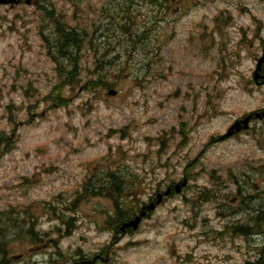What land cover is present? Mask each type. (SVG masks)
<instances>
[{"label":"rangeland","instance_id":"rangeland-1","mask_svg":"<svg viewBox=\"0 0 264 264\" xmlns=\"http://www.w3.org/2000/svg\"><path fill=\"white\" fill-rule=\"evenodd\" d=\"M24 1L0 7V133L14 141L0 159V218L19 223L7 260L264 264V234L230 229L264 211V121L220 139L264 109V88L252 83L264 0ZM56 18L82 36L71 63L51 47ZM110 171L127 185L126 205L184 172L190 181L112 244L110 201H77L84 182ZM235 195H246L245 212ZM29 223L41 242L19 234Z\"/></svg>","mask_w":264,"mask_h":264},{"label":"trees","instance_id":"trees-1","mask_svg":"<svg viewBox=\"0 0 264 264\" xmlns=\"http://www.w3.org/2000/svg\"><path fill=\"white\" fill-rule=\"evenodd\" d=\"M51 14V13H50ZM55 40L51 43V47L57 48L58 52H60L61 56L65 58L67 61H71L75 59L76 52L79 53L81 51V45H82V36L81 34L71 28H64L61 21L56 18L55 26ZM58 57H54L55 60ZM74 67L72 64L70 65ZM73 72H76V69L69 73L68 76L65 77V81L62 83L64 84L66 81L69 83V80L73 79L75 75H73ZM101 83H97L99 86H105L108 85L104 81H100ZM62 84L56 86L51 95L49 96L50 99H52V102L55 103L57 99H59V92L61 91ZM110 86V85H109ZM108 86V87H109ZM58 92V93H56ZM14 149V141L8 136H6L4 133H0V159L11 152ZM99 184H86L83 187V194L84 195H101V196H107L114 202L115 211L112 215H109V224L112 229H116L119 225H121L122 222L127 221L131 218L132 214H134V207L131 206V209L124 208L123 200H122V193H123V181L122 179L117 176L114 173L106 174L104 177L98 180ZM79 199H77L78 201ZM74 206V205H73ZM73 211L74 207L68 209ZM6 217V222H3L0 218V264H11L10 261L6 258V252H7V244L9 243L8 235L9 233L14 232L16 235L18 233L15 232L16 228H19V223H17V219L6 214H3ZM259 216V215H258ZM260 218L257 220L255 227L251 228L250 225L245 224L242 227L241 233L245 236H248L252 233L259 232V230H262L264 232V216H259ZM12 220V221H11ZM73 218H67L63 219V224L66 225V228L69 230L73 227ZM36 227L33 224L29 223V227L20 230L19 234H27L29 233L30 238L32 240H37V232L35 231ZM117 231V230H116ZM237 233V234H239ZM262 254L264 255V248H262Z\"/></svg>","mask_w":264,"mask_h":264},{"label":"water","instance_id":"water-1","mask_svg":"<svg viewBox=\"0 0 264 264\" xmlns=\"http://www.w3.org/2000/svg\"><path fill=\"white\" fill-rule=\"evenodd\" d=\"M32 0H26L27 4H30ZM21 2V0H0V5H11L13 6L14 4H19ZM264 63V55L259 59L258 63H257V67L256 70L254 71V81L257 82L258 80V76H259V72L261 70V67ZM111 95H114V92H110ZM261 116L264 117V112L261 114H256L255 118H261ZM252 119V115L247 116L246 118H244L243 120L237 121L229 130L228 132L223 136V138H229L231 137L233 134L235 133H239L242 130H248L249 129V122ZM186 185V180L184 181V183L182 184V186ZM176 192L179 193L180 192V185L176 186ZM170 193V190H168L167 192H165V196H167ZM161 195H158V201L157 204L160 203L161 201ZM155 208V205L152 204L148 207H144V209H149V210H153ZM145 212L144 210L142 211V213L137 216L135 219L129 221L128 223H126L123 227H131L133 230H137L142 217L145 216Z\"/></svg>","mask_w":264,"mask_h":264},{"label":"flooded vegetation","instance_id":"flooded-vegetation-1","mask_svg":"<svg viewBox=\"0 0 264 264\" xmlns=\"http://www.w3.org/2000/svg\"><path fill=\"white\" fill-rule=\"evenodd\" d=\"M255 38H256V40H257V41L259 42V44H260L258 54L262 55L263 52H264V26H263V25H261V26L257 29V33H256V37H255ZM258 54H257V55H258ZM257 55H256V57H255L256 60H258ZM260 75H261V76H264V67H263L262 72L260 73ZM263 81H264L263 78H259V79H258V82H257L256 85L259 86V87H258L259 89L264 88ZM160 186H161V185H160ZM157 192H158V191H155V192L153 193V195L150 196V198H149V202H152V201L155 200ZM120 231L122 232V229H121V228H120ZM126 232H128L127 229H126Z\"/></svg>","mask_w":264,"mask_h":264},{"label":"bare ground","instance_id":"bare-ground-1","mask_svg":"<svg viewBox=\"0 0 264 264\" xmlns=\"http://www.w3.org/2000/svg\"><path fill=\"white\" fill-rule=\"evenodd\" d=\"M258 215H259V216H261V215L264 216V211L260 212V213L257 214L255 217L249 219V221H253V223L248 221V222H249L251 225H253L254 227H255V224H256L257 220L260 218ZM259 232H263V231H262V230H259Z\"/></svg>","mask_w":264,"mask_h":264}]
</instances>
